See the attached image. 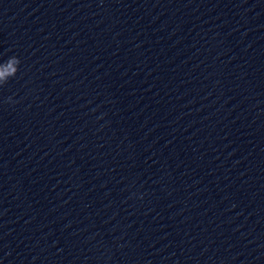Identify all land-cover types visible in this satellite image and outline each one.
<instances>
[{
    "label": "clouds",
    "instance_id": "clouds-1",
    "mask_svg": "<svg viewBox=\"0 0 264 264\" xmlns=\"http://www.w3.org/2000/svg\"><path fill=\"white\" fill-rule=\"evenodd\" d=\"M20 64V60L13 56L5 64H0V80L4 79L6 76L14 75L17 72L16 65Z\"/></svg>",
    "mask_w": 264,
    "mask_h": 264
}]
</instances>
